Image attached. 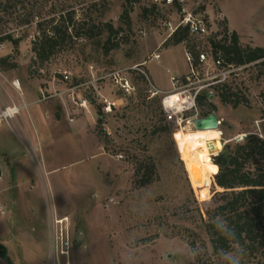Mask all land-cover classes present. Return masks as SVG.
I'll return each mask as SVG.
<instances>
[{"label":"rangeland","instance_id":"1","mask_svg":"<svg viewBox=\"0 0 264 264\" xmlns=\"http://www.w3.org/2000/svg\"><path fill=\"white\" fill-rule=\"evenodd\" d=\"M144 6L142 1L134 3L127 18L122 16L124 0H0V58H8L7 68H0V101L9 97L18 102L19 96L10 87V81L18 79L23 93L29 92L37 101H48L43 97L49 94L61 93L57 97L67 99L72 94L74 108L82 112L70 116L76 120L70 126L82 123L75 141L71 135L66 139L57 127V139L44 146L31 134L25 113L18 118L23 134L16 124L11 130L1 123V178L7 182L18 170L34 176L46 173L45 159L56 169L48 173V198L52 197L54 211L70 222V264H232L237 257L240 264H264V252L248 255L234 248L220 256L211 253L199 210L203 212L214 193L213 167L210 163L206 172H193L189 143L197 137L195 131L185 136V131H174L173 143L166 135L152 134L157 120L149 115L146 99L148 95L160 100L161 95L151 94V84L169 90L171 76L178 78L175 85L187 83L186 76L191 83L204 84L211 82L218 68L196 61L198 53H210L208 36H187L177 44L170 38L158 49L166 34L164 21H175L177 15L164 7L146 13ZM201 12L209 19L213 35L222 38L231 27L241 34V45L264 47V0H204ZM66 22L69 37L48 60L40 62L33 51L34 41L53 36L54 28ZM108 26L116 31L112 39L116 45L106 51ZM15 39L17 46L12 42ZM157 49L160 59H149ZM185 50L195 58L193 71ZM124 80L130 86L128 93L121 87ZM225 82L242 102L232 108L221 103L213 88L203 91L211 92L213 113L222 121L217 132L199 135L211 148L210 155L243 134L264 136V75L259 67L245 65ZM58 98L49 104L57 113ZM105 99L116 102L108 113L104 112ZM79 114H87V119L80 120ZM197 146L195 153L203 154L202 142ZM142 160L155 164L157 176L143 188L133 181ZM209 179V201L201 202L194 188ZM188 184L194 197L189 195ZM10 216L0 213L2 243L13 239ZM45 216L50 236V218L48 213ZM35 227L31 226V235H37ZM65 263L66 258L60 257L59 264ZM0 264H4L2 259Z\"/></svg>","mask_w":264,"mask_h":264},{"label":"trees","instance_id":"2","mask_svg":"<svg viewBox=\"0 0 264 264\" xmlns=\"http://www.w3.org/2000/svg\"><path fill=\"white\" fill-rule=\"evenodd\" d=\"M124 1L125 7L122 16L128 18L132 5L139 0ZM152 10V8H144L146 13ZM54 29L53 36H44L34 41L33 51L40 62L48 60L56 52L57 47L69 37L67 22L62 28L58 26ZM90 29L88 28V31ZM108 30L110 35L106 41H110V45L106 51L116 45L112 40L116 31L111 26H108ZM75 35H79V33L75 32ZM187 36L186 29H183L175 32L171 39L177 44L185 40ZM6 38H9V35ZM12 42L14 46H17L18 40L15 39ZM209 43L214 56L218 51L222 52L224 66L239 67L254 63L259 67L260 74L264 75V47L241 45L239 37L234 31L229 34L227 32L220 39L209 37ZM7 60V57L0 58L1 69L7 68ZM209 87L217 92L222 104H230L232 108H236L242 102L238 92L233 91L225 81ZM261 96L264 101V89ZM209 99L207 91L197 95V103L202 116H207L215 110V106ZM146 102L150 109L149 115L157 120L152 134L166 135L173 143L175 129L165 118L161 98L159 100L147 95ZM205 106L208 107L206 111L202 109ZM96 113L97 124H100L102 110L98 107ZM211 131L215 130H200L199 133ZM211 164L214 193L203 212L198 209L211 253L220 256L234 248L240 249L248 255L264 252V136L249 133L239 141L225 142L222 149L211 156ZM156 179L155 164L143 160L138 161L133 179L134 184L143 188ZM210 183L211 179L204 186L194 188L199 201H209L211 194L208 192V185ZM188 190L189 195L194 197L189 184ZM190 244L193 248L194 241H190ZM204 246L206 245L204 244ZM0 253H3L2 246H0Z\"/></svg>","mask_w":264,"mask_h":264},{"label":"built area","instance_id":"3","mask_svg":"<svg viewBox=\"0 0 264 264\" xmlns=\"http://www.w3.org/2000/svg\"><path fill=\"white\" fill-rule=\"evenodd\" d=\"M142 1L146 9H158L161 7L167 8V10H172L176 13L177 18L175 21L166 19L164 21L163 27L166 31L165 38L160 46L167 40L172 38L173 34L177 31H181L186 29L188 36H193L197 38H205V37H215L216 39H220L219 37L212 34L210 30V22L201 12V7L203 5L204 0H139ZM192 3L191 6L187 5V3ZM144 34V31H140ZM210 44V43H209ZM210 53L208 51H203L197 54L196 61L200 65H208L218 68V72L216 75L211 77V82L204 84H197L198 82L191 83L189 77L186 76L184 80L188 81L185 84L175 85L177 83L178 78L171 76L172 88L169 91H161L155 88L151 84V94L152 95H161V106L164 112L166 120L172 125V127L177 130H185L187 128H195L194 121L197 118L205 117L200 115L199 106L197 103V95L207 89L209 86L224 82L228 76L236 71H239L244 66L234 67L232 65H223L222 52L218 51L216 56L212 54L211 46L208 47ZM157 51L153 52L149 59L158 61L160 59V53ZM184 56L186 61L190 66V70L193 71V62L195 58L193 54L185 50ZM145 64V62L143 63ZM142 65V64H141ZM134 69L140 68L133 67ZM114 78H117L114 76ZM197 84V85H196ZM10 87L13 89L15 93L19 96L18 102L14 101L12 98L7 97L3 101H0V124L5 122L8 127L12 130V124H16L19 132L22 133L20 125L18 124V118L21 117L22 112H26L29 103L24 101L23 99V91L21 89V85L18 79H13L10 81ZM122 89L125 92H129L130 86L126 80L124 83H121ZM208 95L211 92H207ZM54 94H49L47 97H43L44 99L53 96ZM172 95H176L177 99L173 101H168ZM41 100V99H40ZM106 104L104 106V112H110L112 106L114 107L116 102H109L106 99L104 100ZM83 103H81V106ZM14 110V111H10ZM72 121V119H70ZM217 123L220 126L222 121L218 118ZM23 134V133H22ZM32 152L34 149L31 147ZM117 158H122V155H117ZM43 174H46L43 172ZM47 213L49 215V226H50V238H49V248L47 253V264H59L60 257L66 258L65 264H70L68 261L69 257V244H70V222L67 216H60L59 213L54 211V205L52 197L49 199L47 197ZM0 213L6 214V208L4 204L0 200Z\"/></svg>","mask_w":264,"mask_h":264},{"label":"crops","instance_id":"4","mask_svg":"<svg viewBox=\"0 0 264 264\" xmlns=\"http://www.w3.org/2000/svg\"><path fill=\"white\" fill-rule=\"evenodd\" d=\"M218 8L220 7L218 6ZM229 29L230 32L234 31L240 38V33L231 27ZM23 94L24 101L29 103L30 106L26 112L23 111L22 113H25L29 128L33 131L31 134L37 136L41 146H44L48 141L53 142L57 139L56 135L60 133L57 127L61 129L62 133L66 134L64 135V137L67 136L66 139L69 140L71 135L72 141H75L77 132L82 130V123L80 121L78 127L70 126V123H76V120L70 116L81 112V110L74 108L73 103L75 105L76 103L72 94H68L67 99L64 97L58 98L57 96H60L61 93H56L47 98L48 101H37L36 96L33 97L29 92ZM56 97L60 99L59 105L61 108L57 106L58 113L55 108L52 109V106L49 105L50 102L53 103L57 99ZM79 116L77 117L80 120L82 117L83 120L87 119V114H79ZM44 162L46 169L49 167L46 174L40 173L34 176L22 174L18 170L16 174L11 175V179L7 182H4L0 175V200L7 210L6 214L11 213V223L14 224L13 239L3 241V243L0 241V246L3 248L0 259L4 261V264H47L49 248L45 216L49 192L47 178L48 173L50 174L56 169L48 166V160L45 159ZM32 225H36L34 230L37 231V235L30 234L29 230L32 229Z\"/></svg>","mask_w":264,"mask_h":264},{"label":"bare ground","instance_id":"5","mask_svg":"<svg viewBox=\"0 0 264 264\" xmlns=\"http://www.w3.org/2000/svg\"><path fill=\"white\" fill-rule=\"evenodd\" d=\"M172 97H175L176 98V95H172L170 98H172ZM170 98H168V101H170L169 100ZM200 130H215V131L199 133L198 131H200ZM218 130H219L218 128L217 129H195V130H191V129L187 128L185 130H183V129L178 130L179 132L185 131V132L182 133L183 136H185L186 132L188 133V132H191V131H195V134H197V137L191 143H189L192 146V162H193V172L194 173H197V170H198V173H204V172H206L208 170V168H209L210 163H211V157H210L211 156L210 155V149L211 148L209 146H206L203 143V139H202V137H199V135L200 134H206V133H215ZM219 134H220V138H221V132L220 131H219ZM201 142L203 144L202 148L204 150V153L197 155L195 153V150L196 149L194 147H198L197 145L198 144H201ZM195 144H197V145H195ZM217 152H215V153H217ZM200 158H203L205 161H200Z\"/></svg>","mask_w":264,"mask_h":264},{"label":"water","instance_id":"6","mask_svg":"<svg viewBox=\"0 0 264 264\" xmlns=\"http://www.w3.org/2000/svg\"><path fill=\"white\" fill-rule=\"evenodd\" d=\"M217 119H218V117L213 112L209 113L205 117L197 118L194 121L195 129H217L219 127V125L217 123ZM245 136H246V134H243V135L235 138V140L239 141V140L243 139ZM215 154L216 153H211V156L215 155Z\"/></svg>","mask_w":264,"mask_h":264},{"label":"clouds","instance_id":"7","mask_svg":"<svg viewBox=\"0 0 264 264\" xmlns=\"http://www.w3.org/2000/svg\"><path fill=\"white\" fill-rule=\"evenodd\" d=\"M10 111H14V110H10ZM232 264H240V257L234 258Z\"/></svg>","mask_w":264,"mask_h":264},{"label":"snow or ice","instance_id":"8","mask_svg":"<svg viewBox=\"0 0 264 264\" xmlns=\"http://www.w3.org/2000/svg\"><path fill=\"white\" fill-rule=\"evenodd\" d=\"M172 99H177V98L173 97ZM197 174H198V170H197Z\"/></svg>","mask_w":264,"mask_h":264}]
</instances>
